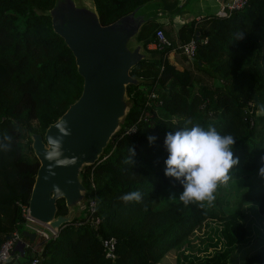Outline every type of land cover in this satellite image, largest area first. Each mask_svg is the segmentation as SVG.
Instances as JSON below:
<instances>
[{
    "label": "trees",
    "instance_id": "1",
    "mask_svg": "<svg viewBox=\"0 0 264 264\" xmlns=\"http://www.w3.org/2000/svg\"><path fill=\"white\" fill-rule=\"evenodd\" d=\"M92 1L99 22L107 24L149 0ZM53 2L0 0V135L13 137L11 151H0V243L15 229L23 242L5 264H158L171 248L178 250L174 264H228L245 235L244 202L257 200L264 219V178L258 174L264 157V116L258 114L264 104V0L183 21L174 40L168 22L141 24L137 39L145 49L157 27L170 45L150 49L157 58H142L129 69L141 82L126 85L131 103L123 121L99 157L80 171L92 211L84 207L49 238L29 239L21 232V206L28 203L38 166L30 134H42L82 88L70 49L52 30L47 10ZM237 32H243L242 40L235 41ZM190 38L195 52L188 59L176 46ZM172 48L185 64L169 60ZM188 121L236 138L234 178L218 186L211 204L184 205L182 186L164 175L165 134ZM148 136L157 139L150 145ZM130 146L133 165L124 163ZM137 190L140 203L120 199ZM55 205L56 214L66 211L63 198ZM204 220L215 221V238L201 246L190 243ZM110 235L115 254L106 258L101 239ZM239 264H264V247Z\"/></svg>",
    "mask_w": 264,
    "mask_h": 264
},
{
    "label": "water",
    "instance_id": "2",
    "mask_svg": "<svg viewBox=\"0 0 264 264\" xmlns=\"http://www.w3.org/2000/svg\"><path fill=\"white\" fill-rule=\"evenodd\" d=\"M184 1L175 0L174 6L167 9L165 0H149L101 24L92 0V4L85 0H54L47 10L51 27L70 49L82 77V88L42 134H30L38 166L27 203L29 218L57 230L82 211L87 195L80 171L99 157L110 136L119 129L131 103L126 85L141 82L130 75L129 69L142 58L158 57L145 49L137 32L148 20L163 22L175 15L182 21L196 18L178 14ZM84 6L87 9L82 11ZM63 121L71 130V135L64 137L63 161L49 160V137L59 134L58 125ZM58 198H63L66 206L62 214H56ZM21 232L29 239L35 237L32 231ZM22 245L19 239L14 249L20 250Z\"/></svg>",
    "mask_w": 264,
    "mask_h": 264
},
{
    "label": "clouds",
    "instance_id": "3",
    "mask_svg": "<svg viewBox=\"0 0 264 264\" xmlns=\"http://www.w3.org/2000/svg\"><path fill=\"white\" fill-rule=\"evenodd\" d=\"M242 39L243 32H237L235 41ZM258 114L264 116V104L258 106ZM188 124L191 126H187ZM58 129V135L49 137L51 150L46 153V158L62 162L64 137L70 136L71 130L67 121L58 125ZM147 139L151 145L157 137L148 136ZM12 141L11 134L0 135V151H11ZM235 142L236 138L231 134L221 135L212 125L205 128L199 123L192 124L191 121L186 122L184 127L165 134L163 144L168 155L164 160V175L182 186L179 199L184 205L204 201L211 204L216 199L218 186L227 185L234 178L233 169L239 164V159L234 157L233 152ZM134 156V146L128 147L124 163L133 165ZM261 163L258 174L264 178V157H261ZM120 199L125 203H140L143 194L138 190L131 191ZM199 206L203 207V204Z\"/></svg>",
    "mask_w": 264,
    "mask_h": 264
},
{
    "label": "rangeland",
    "instance_id": "4",
    "mask_svg": "<svg viewBox=\"0 0 264 264\" xmlns=\"http://www.w3.org/2000/svg\"><path fill=\"white\" fill-rule=\"evenodd\" d=\"M85 1L86 2L88 1L89 4H92L91 0H85ZM86 9L87 7L84 6L82 8V11ZM91 10L94 11V9ZM168 28L170 30V36L173 37L175 35L174 33L175 28H173L171 24L168 25ZM146 50L150 51V49L147 48ZM184 59L185 58H183V56L177 53L176 51H173V53H171L170 55V60L171 61L174 60L177 63V65H179L178 67L182 66V64H185L183 63ZM188 65H190V63H188ZM242 210L244 213L245 235L244 238L237 244L236 249L234 250V252L232 253L231 257L228 260V264H239L244 256L248 255L250 252H252L257 248L264 247V219L257 211V200H250L244 202L242 206ZM214 225H216V223L213 220H207L206 222L205 220L202 221L201 225L198 228L196 227L194 229L195 235L190 238V243H194L195 245L201 246L213 240L215 236L211 226ZM36 236H37L36 239H38V235ZM208 246H209L208 250H210L211 247L210 245ZM177 255H178L177 249L175 248L168 249L164 253V255L160 258L158 264H174L175 260L177 259Z\"/></svg>",
    "mask_w": 264,
    "mask_h": 264
},
{
    "label": "built area",
    "instance_id": "5",
    "mask_svg": "<svg viewBox=\"0 0 264 264\" xmlns=\"http://www.w3.org/2000/svg\"><path fill=\"white\" fill-rule=\"evenodd\" d=\"M248 0H226L225 2L221 3L219 6V12L220 13H229L230 11L237 9L241 6H243ZM170 45V40L165 36L163 30L160 27H157L154 30V36L153 40L149 43H147L146 47L147 49H161L166 46ZM176 48L179 50V53H181L183 56H185L188 59H191L194 56L195 52V43L193 38H190L189 40L185 42L178 43ZM171 51H174V48H172ZM143 90H146L144 87ZM150 96H154L153 92H149ZM133 129L132 126L127 128V131H131ZM92 205L93 201L91 199H87V202L84 207L88 208V211H92ZM21 214L24 217V221L22 223L24 229L32 231L35 233V235H38V237L43 238H49L50 236L55 235L56 229H51L36 220H33L28 217L27 215V204L21 206ZM89 213H87V216ZM98 219L95 218L94 221H97ZM19 232L18 230H12L9 234V236L4 239L0 243V264H5L9 257L11 251L14 249L15 244L17 240H19ZM101 244L104 250V256L106 258H112L115 254V239L112 235L104 237L101 239ZM36 261V258L32 259V263Z\"/></svg>",
    "mask_w": 264,
    "mask_h": 264
},
{
    "label": "crops",
    "instance_id": "6",
    "mask_svg": "<svg viewBox=\"0 0 264 264\" xmlns=\"http://www.w3.org/2000/svg\"><path fill=\"white\" fill-rule=\"evenodd\" d=\"M182 2L183 0H179ZM226 0H185L184 4L177 10L178 14H183V17H196L198 18L200 15L205 13H219V6L221 3L225 2ZM175 0H165L164 6L167 9H170L174 6ZM175 22H174V21ZM164 22H168V24H171L173 28H175L179 23L183 22L179 15L171 16L170 20H165ZM175 33V32H174ZM175 39V35L171 37V40ZM173 51L169 52L171 55ZM168 54V58L170 60V55ZM176 66L177 63L172 60ZM181 63V62H180Z\"/></svg>",
    "mask_w": 264,
    "mask_h": 264
}]
</instances>
